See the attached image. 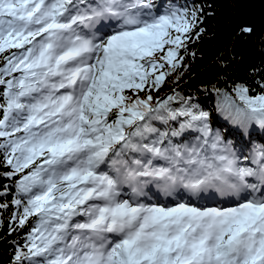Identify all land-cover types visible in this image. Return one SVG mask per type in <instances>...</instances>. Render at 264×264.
I'll use <instances>...</instances> for the list:
<instances>
[{"label":"snow or ice","instance_id":"6c2138e0","mask_svg":"<svg viewBox=\"0 0 264 264\" xmlns=\"http://www.w3.org/2000/svg\"><path fill=\"white\" fill-rule=\"evenodd\" d=\"M209 15L0 0V264H264V59L184 91Z\"/></svg>","mask_w":264,"mask_h":264},{"label":"trees","instance_id":"16d2710c","mask_svg":"<svg viewBox=\"0 0 264 264\" xmlns=\"http://www.w3.org/2000/svg\"><path fill=\"white\" fill-rule=\"evenodd\" d=\"M198 2L211 13L206 20L208 38L198 46V59L180 84L186 92L201 88L219 71L214 61L220 52L230 47L233 38L237 50L245 53L246 60L259 65L264 59L261 55V49H264L263 26H251L253 28L251 36L236 35L237 30L242 26V12L236 0H198Z\"/></svg>","mask_w":264,"mask_h":264},{"label":"water","instance_id":"95a60500","mask_svg":"<svg viewBox=\"0 0 264 264\" xmlns=\"http://www.w3.org/2000/svg\"><path fill=\"white\" fill-rule=\"evenodd\" d=\"M242 12V25L264 27V0H236Z\"/></svg>","mask_w":264,"mask_h":264}]
</instances>
